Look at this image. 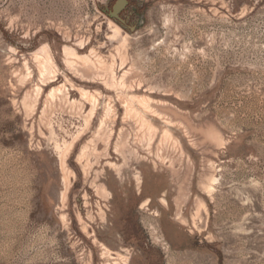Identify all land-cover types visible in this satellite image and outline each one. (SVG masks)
<instances>
[{"label":"rangeland","instance_id":"374dc122","mask_svg":"<svg viewBox=\"0 0 264 264\" xmlns=\"http://www.w3.org/2000/svg\"><path fill=\"white\" fill-rule=\"evenodd\" d=\"M0 264H264V0H0Z\"/></svg>","mask_w":264,"mask_h":264},{"label":"bare ground","instance_id":"6f19581e","mask_svg":"<svg viewBox=\"0 0 264 264\" xmlns=\"http://www.w3.org/2000/svg\"><path fill=\"white\" fill-rule=\"evenodd\" d=\"M121 29V28H120Z\"/></svg>","mask_w":264,"mask_h":264}]
</instances>
